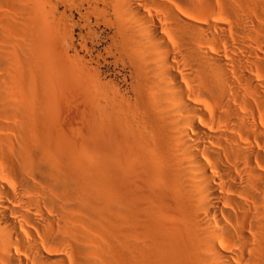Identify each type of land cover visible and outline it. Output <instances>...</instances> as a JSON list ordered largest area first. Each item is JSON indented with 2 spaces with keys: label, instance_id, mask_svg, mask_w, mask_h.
Returning <instances> with one entry per match:
<instances>
[{
  "label": "bare ground",
  "instance_id": "bare-ground-1",
  "mask_svg": "<svg viewBox=\"0 0 264 264\" xmlns=\"http://www.w3.org/2000/svg\"><path fill=\"white\" fill-rule=\"evenodd\" d=\"M76 1L128 88L74 60L98 99L75 147L52 30L14 68L0 45V264H264V0Z\"/></svg>",
  "mask_w": 264,
  "mask_h": 264
},
{
  "label": "rangeland",
  "instance_id": "rangeland-1",
  "mask_svg": "<svg viewBox=\"0 0 264 264\" xmlns=\"http://www.w3.org/2000/svg\"><path fill=\"white\" fill-rule=\"evenodd\" d=\"M78 3L75 0H53L50 5L48 0L45 8L48 19L47 22H42L39 17L40 11L44 10L41 0H0V38H3L0 39V45L3 46L2 48L6 47L12 51V55L8 52L9 58L8 53L6 55L9 60L13 59L17 63L19 60L16 61V58L21 60L24 57L22 52H25L27 47L40 45V24L52 30L47 39L54 60L56 80L58 85L61 83L62 86L52 93L53 99L51 94L49 97L55 100L54 108L56 106V111L58 109L60 112L57 111V114L60 115L58 117L60 126L58 125L59 128H57L60 132H58H63L62 134L66 135L69 142L71 141L70 143L75 147L80 146L82 140L85 139L83 136H86L87 100L94 102L98 99L96 96H88L86 90L90 81L87 83L88 79L75 67L74 60H77L80 66H85V63L89 62L91 67L99 68L102 80L118 83L123 91L128 88V84L123 80V76L128 71L123 69L122 65L116 64L114 55L107 53L114 29L107 26L105 22L96 24L94 18L91 19V25L87 26L85 18L81 16V12L84 10L80 9ZM2 48L0 47V49ZM25 55L26 59L27 54ZM7 58H5L7 63L15 65L13 60L8 61ZM97 61H100L99 64ZM13 64L11 67L14 68ZM7 65L6 67H8ZM22 70V77L16 74L19 82H25L27 78L28 80L33 78L36 81V78L34 79L36 75L33 76L26 68ZM30 92L32 91L25 86L19 91V94L23 99L27 100L29 97L33 99L32 97L35 95Z\"/></svg>",
  "mask_w": 264,
  "mask_h": 264
}]
</instances>
